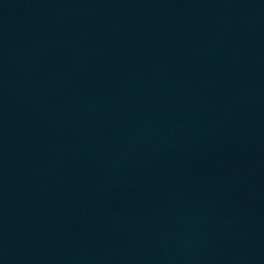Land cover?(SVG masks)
<instances>
[{
    "label": "water",
    "instance_id": "95a60500",
    "mask_svg": "<svg viewBox=\"0 0 264 264\" xmlns=\"http://www.w3.org/2000/svg\"><path fill=\"white\" fill-rule=\"evenodd\" d=\"M0 264H264V0H0Z\"/></svg>",
    "mask_w": 264,
    "mask_h": 264
}]
</instances>
